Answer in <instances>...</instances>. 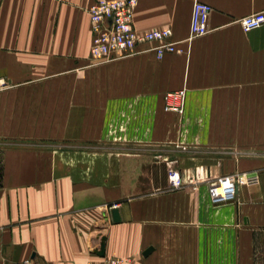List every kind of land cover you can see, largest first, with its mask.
<instances>
[{"label":"crops","instance_id":"0c3cea01","mask_svg":"<svg viewBox=\"0 0 264 264\" xmlns=\"http://www.w3.org/2000/svg\"><path fill=\"white\" fill-rule=\"evenodd\" d=\"M196 2L212 7L210 32L190 39ZM91 4L0 0V264H258L264 151L242 143L264 142V26L239 21L264 0H137L135 29H170L182 52L101 65ZM181 89L184 113L165 112ZM199 126L232 127L222 140L240 144L191 148L214 140ZM232 174L259 182L212 198Z\"/></svg>","mask_w":264,"mask_h":264},{"label":"built area","instance_id":"2783aa9c","mask_svg":"<svg viewBox=\"0 0 264 264\" xmlns=\"http://www.w3.org/2000/svg\"><path fill=\"white\" fill-rule=\"evenodd\" d=\"M137 0H92L89 8L92 45L90 57L93 65L106 64L121 58L153 51L158 60L167 54L181 53L178 42L172 41L170 29L151 30L140 33L134 27V11ZM212 7L196 2L191 20L190 39L202 37L210 32L209 19ZM244 32L248 33L264 26V12L256 13L239 21ZM147 44H156L152 49H142ZM187 93L184 89L168 92L164 95V111L183 114ZM168 180L171 189L183 187V178L179 171L170 169ZM191 180H197L193 177ZM259 182L257 175L232 174L217 179V187L210 191L212 198L221 203L235 200L241 185H253ZM28 262H26L27 264ZM83 264H124V260L104 257L101 261Z\"/></svg>","mask_w":264,"mask_h":264},{"label":"rangeland","instance_id":"374dc122","mask_svg":"<svg viewBox=\"0 0 264 264\" xmlns=\"http://www.w3.org/2000/svg\"><path fill=\"white\" fill-rule=\"evenodd\" d=\"M231 129H232V127H205V126H199L198 127V134L206 135V134H211L212 133L213 134L212 137L214 138V140L213 141H208V142L199 141V142H196L194 144H191L190 147L194 148V149H197L198 151H204L206 149V147H207V149L208 148L211 149V147H212L214 152H219L220 148H222V147H227V146H229V147L235 146L236 147L240 143L224 142L222 140V137L225 134H228V132L229 133L232 132ZM237 129H238V127L237 128L235 127L236 131H237ZM245 129H247V127H245ZM258 129H259V133L260 134L264 133V127H258ZM210 130H212V132H210ZM243 144H246L245 146H248V145L249 146H253V145L256 146V145H258L260 147L261 151H264V142H262V141H259L257 143L245 142V143H242V146H243ZM227 149L228 148H224L225 151ZM193 174L194 173H192V175ZM203 176H204V173H203ZM218 178H220V177H218ZM217 179H216V181H217ZM254 245H255V247L257 249V252H258V254H257V257H258L257 263L258 264H264V232H259L258 234H256V236L254 237Z\"/></svg>","mask_w":264,"mask_h":264},{"label":"water","instance_id":"95a60500","mask_svg":"<svg viewBox=\"0 0 264 264\" xmlns=\"http://www.w3.org/2000/svg\"><path fill=\"white\" fill-rule=\"evenodd\" d=\"M113 216H114V220H115V221H119V220H120V219H119L118 211H115L114 214H113ZM152 250H153L152 248L149 249V250L146 252V254H149ZM101 256L104 257V252L101 254Z\"/></svg>","mask_w":264,"mask_h":264}]
</instances>
